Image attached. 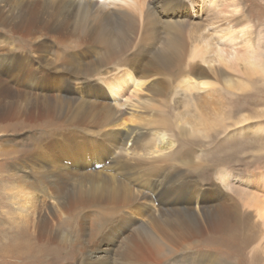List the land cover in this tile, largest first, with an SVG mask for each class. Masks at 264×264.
Returning <instances> with one entry per match:
<instances>
[{
  "label": "bare ground",
  "instance_id": "1",
  "mask_svg": "<svg viewBox=\"0 0 264 264\" xmlns=\"http://www.w3.org/2000/svg\"><path fill=\"white\" fill-rule=\"evenodd\" d=\"M116 1L0 0V131L20 121L56 123L36 127L38 134L11 153L19 174L9 173L2 183L0 211L8 223L0 232L24 234L6 249L28 256L37 244L58 255L68 240L60 226L66 221L74 225L69 264H163L181 253L185 260L215 264V255L192 249L204 237L224 233L240 205L246 220L264 229V175L243 179L254 181L261 195L236 202L221 187L210 191L197 182L191 170L201 162L183 155L170 162L174 140L165 130L164 80L181 78V88L202 93L196 102L203 110L221 111L219 85L246 88L231 71L241 68L244 80L262 79L264 60L252 44L220 46L208 61L194 41L187 52L186 35L197 33L194 19L210 0ZM232 5L229 15L217 12L228 23L239 16L240 25L221 34L235 32L249 42L244 14ZM197 108L189 116L179 109L174 114L179 132L205 128ZM247 121L244 115L238 123ZM104 165L106 173L88 170ZM169 180L177 181L171 192ZM94 243L100 245L92 255ZM54 264H64L63 258Z\"/></svg>",
  "mask_w": 264,
  "mask_h": 264
},
{
  "label": "rangeland",
  "instance_id": "2",
  "mask_svg": "<svg viewBox=\"0 0 264 264\" xmlns=\"http://www.w3.org/2000/svg\"><path fill=\"white\" fill-rule=\"evenodd\" d=\"M100 1H107V3L117 2L116 0ZM210 1L211 2L210 4L208 3L207 9H205V11L203 10L199 17L194 19V29L197 33H187L186 35L189 46L187 52H189L190 46L196 42L195 47L199 48V52H201L208 61L209 59L212 60L215 54L214 51L217 48L221 49L220 46L222 48H230V46L240 48L247 44H252V50L256 51L257 55L261 56L264 60V0ZM206 2H209V0ZM234 3H236L239 7L238 8L237 5H235L234 9H239V11L244 14V18L248 23L247 25H249V42L241 40L240 38L238 39L240 34H236L235 32L227 31L226 34L229 35L228 37L221 34L222 29L237 30L240 25L236 21L239 16L233 17L234 21L228 23L221 15H229V13H232L229 11L233 10L232 4ZM109 6L112 7L111 5ZM219 9L222 10L221 14L218 13ZM214 27H216V29H214ZM0 30V35L2 36V34L5 33V29L3 30L1 28ZM209 33H212V35H207ZM197 34L199 36L198 39ZM189 35H191V37L195 36V38H191ZM205 38L207 40H205ZM232 38H236V40L232 41ZM1 39L2 38H0V46L3 43ZM203 39L205 41H203ZM223 43H225L226 46H222L221 44ZM197 60L200 62L202 69L207 68V64L205 62H201L200 59ZM239 69L240 70L237 69L235 71H231V74L234 79L244 83L247 87L242 88L241 90L232 91L231 89L227 90L219 85L220 91L217 90L216 92V100L219 103L221 111L208 113L210 109L203 110L201 108L202 106H200L196 100L202 93L195 88L188 93L178 84L181 78L175 82L172 80H164L165 82H169H167L164 86L163 96V104L165 106L164 111L170 120L167 123L165 130L166 134L174 140V146L171 150V152L174 153L172 154L173 157H170V162H177L179 155H183V160L191 159L192 161L201 162L200 167H196L195 171L191 170L195 173L197 182L202 186L209 188L210 191L216 189L217 187H221L219 190H222L224 193L231 196L234 199L233 201L236 202H238L239 197H245L248 196V194L260 193L259 195H261L263 192L259 186L257 188L254 181L250 183L247 180L243 181V179L250 178L249 175L251 174H255L256 176L261 174L264 175V127H262L264 126V78L259 79L256 77L254 80H244L242 74L243 70L241 68ZM189 101H194L195 103L191 104ZM185 102L189 103V106L183 109V104ZM194 106L196 108L198 107L197 109L200 112L198 118H204L203 122L205 124V128H194V130L184 133L179 132L180 130H177L175 125V113L179 109L189 116L194 112ZM193 115H195V113ZM244 115L248 116V121L245 123H238V120ZM190 117L189 119H186V121H191L193 119ZM20 122L15 123V125L11 128L12 130L0 131L1 211H5L3 199L1 198L2 183L4 182L7 185V179L6 181H3L4 177L9 173L19 174L16 173V170L12 167L14 165V161L11 153L19 150V148H23L24 143L27 144L29 138L38 134L39 131H35L36 127H49L52 124H56L45 122L40 125L39 123L36 124L26 121ZM19 123L21 125H17ZM209 124L211 125L209 126ZM65 128L66 126L62 127V129ZM98 138L103 139L100 134L98 135ZM4 150H6V155H2ZM52 157L57 158L58 154L55 153ZM81 164L82 168H78L79 170L84 168V162H81ZM88 170L89 172L94 173L99 171H102L103 173L107 172L105 165L102 168L98 166L94 169L89 168ZM220 170H225L227 176H229L227 179L229 182L226 185L220 181L219 176L223 174ZM166 176H168L169 179V176H172V174L167 171ZM166 176L164 175L165 178ZM115 177L119 178V175ZM174 183H177V181L173 182L169 180V192H171L172 185ZM4 201L6 202V199ZM46 203L47 200L44 205H46ZM10 208H12L11 205ZM239 209L242 210V212L235 214V220L224 233H219V235L211 234L208 237H204V239H201L199 243L195 245L196 248H193L192 252L197 251L199 253H209L212 256L215 255V260L217 259L215 264H264V239L262 237L264 229L261 230L260 227L254 226L252 221L246 220V215L243 214V211H245L244 207L240 205ZM1 211L0 227H5L8 222L5 220L2 221L3 213ZM171 211L175 213H182L180 210ZM60 226L61 230L68 233V240L65 245V251L61 248L63 246L58 248L60 252L58 255L45 251V248L42 250V248H39L37 244H34L31 247L30 253L27 252L29 254L28 256L26 254L21 256L22 254L20 253L17 254L14 252H8V249H6L7 246H12L21 235L23 236L24 233L10 229L6 230V228L5 230L7 235L2 236L4 233V230H2V232H0V264H40V261L45 262L44 264L49 262L50 264H54L61 261L62 258L64 264H69L68 259L71 258L72 251L68 249V246H70V242L74 240V233L72 232L74 225H68L66 221H63ZM87 226H89V222L87 223ZM86 238L89 237H83L82 239L86 240ZM94 238L96 239V236ZM100 244L102 243L100 242ZM100 244H90V250L87 248L89 250L88 253L92 255L95 254L96 249ZM118 246L121 247L122 244H119ZM37 250L40 252L38 255H35L34 252ZM84 252L85 251H83L82 254ZM195 256L197 257V254H195ZM191 263L208 264L204 261L198 262L193 259L185 260L182 258V253L176 258H171L163 264Z\"/></svg>",
  "mask_w": 264,
  "mask_h": 264
}]
</instances>
